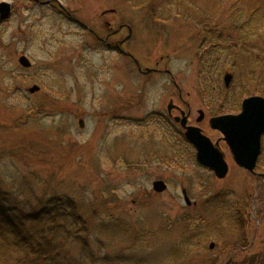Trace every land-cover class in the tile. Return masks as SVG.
Returning a JSON list of instances; mask_svg holds the SVG:
<instances>
[{
  "label": "rangeland",
  "instance_id": "obj_1",
  "mask_svg": "<svg viewBox=\"0 0 264 264\" xmlns=\"http://www.w3.org/2000/svg\"><path fill=\"white\" fill-rule=\"evenodd\" d=\"M6 1L13 14L0 23V186L32 207L71 199L87 219L86 247L68 244L56 264H226L229 256L264 264V180L240 169L209 125L264 90V57L259 65L235 56L206 34V25L230 28L226 3L60 0L92 34L56 3ZM244 2L264 13V0ZM121 25L133 31L123 49L143 70H170L178 87L165 73H140L98 39ZM128 33L125 27L108 42ZM255 44L264 56V41ZM22 55L31 67L19 63ZM34 85L40 90L30 93ZM186 102L189 124L225 150L226 178L197 162L172 121L180 113L167 118L169 105L186 113ZM157 180L168 185L164 192L153 190Z\"/></svg>",
  "mask_w": 264,
  "mask_h": 264
},
{
  "label": "trees",
  "instance_id": "obj_2",
  "mask_svg": "<svg viewBox=\"0 0 264 264\" xmlns=\"http://www.w3.org/2000/svg\"><path fill=\"white\" fill-rule=\"evenodd\" d=\"M220 2L223 5L226 3L224 14L229 22H224V25L230 28L216 26L212 31L206 25V34L220 42L222 49L233 50L231 53L235 56L238 53L248 56L252 62L260 65L263 59L257 57L264 56L261 47L255 43L264 41L262 8H247L244 0ZM261 67L264 69V66ZM262 74L259 76L264 77V71ZM262 82L264 84V79ZM260 93L264 96V90ZM186 144L189 143L186 141ZM77 210L73 200L66 201L55 196L32 207L20 194L0 186V264H56L68 244L77 242L85 248L88 221ZM241 228L244 229V225ZM12 258L15 259L13 262Z\"/></svg>",
  "mask_w": 264,
  "mask_h": 264
},
{
  "label": "water",
  "instance_id": "obj_3",
  "mask_svg": "<svg viewBox=\"0 0 264 264\" xmlns=\"http://www.w3.org/2000/svg\"><path fill=\"white\" fill-rule=\"evenodd\" d=\"M50 1H57L63 7L60 0H36L38 4H48ZM12 14V4L6 0L0 2V20L4 21L10 18ZM69 14V13H68ZM75 21V18L72 17ZM81 26L90 30L84 23L76 20ZM121 29V27H120ZM119 29V30H120ZM91 31V30H90ZM132 30L129 29V36L126 40L131 38ZM134 62L139 66L137 59L130 53ZM19 62L22 66L29 68L32 63L26 55L19 57ZM139 70L144 73H151L152 70L146 68ZM233 75L227 73L225 75V85L229 86L232 81ZM40 90L37 85L29 89L30 93H35ZM173 104L169 106V111L172 110ZM204 119V112L200 111L198 122ZM175 120L179 122L182 128L185 129V137L196 150V159L199 164L211 170L217 178L224 179L228 176L229 165L225 159L224 154L218 147V143H214L207 135H205L201 128L187 124L188 118L185 112H182L181 117H176ZM80 126L84 127V121L80 120ZM210 127L213 130L219 131L223 135L228 148L231 150L236 163L243 169L249 171L251 174L259 175L264 179V173H257L255 171L257 160L261 151V139L264 134V97L251 96L243 100L242 111L237 114H226L213 117L210 120ZM156 192H164L167 185L164 181L158 180L153 184ZM183 195L187 205H191V200L187 195V191L183 190ZM214 244H211V249Z\"/></svg>",
  "mask_w": 264,
  "mask_h": 264
},
{
  "label": "flooded vegetation",
  "instance_id": "obj_4",
  "mask_svg": "<svg viewBox=\"0 0 264 264\" xmlns=\"http://www.w3.org/2000/svg\"><path fill=\"white\" fill-rule=\"evenodd\" d=\"M32 2H35L34 0H31ZM55 2L54 1H52V2H50L48 5H53ZM55 5V4H54ZM12 8H13V6H12ZM1 23V22H0ZM121 26H123V29L125 28V27H127L126 25H121ZM120 26V27H121ZM129 27V26H128ZM127 27V28H128ZM120 31H122V29L120 30ZM116 32H110L109 33V35L106 37V38H104V39H100V38H98L103 44H105V45H107V47H109V48H112V49H115V50H117V51H120V48L117 46L118 45V43H120L121 41H123L124 40V38L122 39V40H120V41H117V43L115 44V45H113L112 43H110V42H108L109 41V39H110V37L112 36V35H114ZM93 34V33H92ZM126 43V42H125ZM125 43H123V44H121V48H123V45L125 44ZM136 65V64H135ZM137 66V65H136ZM155 72H158V73H165V74H167V75H169L170 76V78H171V73H170V70H168V69H166V70H156ZM172 81V83H174V85H176V87H178V85L174 82V80H171ZM181 95V94H180ZM243 102V101H242ZM170 106V105H169ZM169 106H168V116H167V118L168 119H171V118H173V111H178L179 113H180V115L182 114V112L184 111V110H182L180 107H178V106H176V105H174L173 104V107H172V110L171 111H169ZM186 107H187V112H186V116H187V118H188V121H187V124L188 125H190L189 124V120H190V118H191V116H192V110H191V108H190V105L186 102ZM241 110H240V112L242 111V103H241V108H240ZM200 111V110H199ZM204 112V111H203ZM240 112H238V113H234V114H239ZM199 115H200V113H199ZM176 117V116H175ZM175 117L173 118V120L172 121H175V123H177L178 125H180V123L179 122H177L176 120H175ZM200 117V116H199ZM204 119H205V113H204ZM203 119V120H204ZM202 120V121H203ZM202 121H200V122H202ZM197 122H198V119H197ZM209 125H210V121H209ZM223 141H224V139H223ZM215 144L216 143H218V142H214ZM225 143V147L228 149V151H229V153H230V155H231V157H232V159L234 160V162L236 163V160L234 159V156H233V154H232V152H231V150L228 148V146H227V144H226V142H224ZM218 147H219V149L221 150V152L224 154V156H225V158H226V152H225V150L224 149H222L221 148V146L219 145V143H218ZM193 148V147H192ZM195 157H196V151H195ZM236 165L240 168V169H242V170H244V171H247V170H245V169H243V168H241L237 163H236ZM261 165H264V134H263V136H262V139H261V151H260V154H259V157H258V160H257V165H256V172H258V173H262V172H259V169L261 168ZM248 173H250L249 171H247ZM251 174V173H250ZM252 176H254L255 178H257V179H262L259 175H253V174H251ZM243 226V225H242ZM227 262H236V259L233 257V256H229V258H228V260H227Z\"/></svg>",
  "mask_w": 264,
  "mask_h": 264
}]
</instances>
